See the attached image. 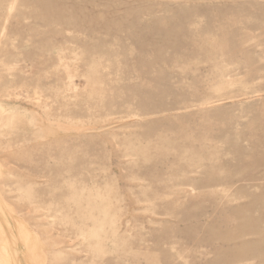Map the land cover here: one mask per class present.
I'll list each match as a JSON object with an SVG mask.
<instances>
[{
	"label": "rangeland",
	"instance_id": "1",
	"mask_svg": "<svg viewBox=\"0 0 264 264\" xmlns=\"http://www.w3.org/2000/svg\"><path fill=\"white\" fill-rule=\"evenodd\" d=\"M0 264H264V0H0Z\"/></svg>",
	"mask_w": 264,
	"mask_h": 264
},
{
	"label": "bare ground",
	"instance_id": "2",
	"mask_svg": "<svg viewBox=\"0 0 264 264\" xmlns=\"http://www.w3.org/2000/svg\"><path fill=\"white\" fill-rule=\"evenodd\" d=\"M15 253V252H14Z\"/></svg>",
	"mask_w": 264,
	"mask_h": 264
}]
</instances>
